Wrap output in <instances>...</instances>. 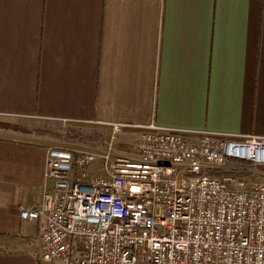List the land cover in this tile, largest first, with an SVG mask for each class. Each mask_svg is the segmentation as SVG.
I'll return each instance as SVG.
<instances>
[{"label":"crops","instance_id":"crops-1","mask_svg":"<svg viewBox=\"0 0 264 264\" xmlns=\"http://www.w3.org/2000/svg\"><path fill=\"white\" fill-rule=\"evenodd\" d=\"M153 121L264 137V0H0V264L39 261V222L20 210L49 189V148L99 149L26 123L109 141L103 122Z\"/></svg>","mask_w":264,"mask_h":264},{"label":"built area","instance_id":"built-area-1","mask_svg":"<svg viewBox=\"0 0 264 264\" xmlns=\"http://www.w3.org/2000/svg\"><path fill=\"white\" fill-rule=\"evenodd\" d=\"M103 125L98 150L49 148V189L20 210L39 222L41 262L264 264V180L248 177L264 174V137ZM132 127L124 152L117 136Z\"/></svg>","mask_w":264,"mask_h":264},{"label":"rangeland","instance_id":"rangeland-1","mask_svg":"<svg viewBox=\"0 0 264 264\" xmlns=\"http://www.w3.org/2000/svg\"><path fill=\"white\" fill-rule=\"evenodd\" d=\"M12 127L5 123H0V127ZM24 126V125H23ZM18 128V126H16ZM15 128V127H14ZM25 128H28L35 132V135L39 138H43L44 140L49 141L50 143H62V142H69V143H85L89 144L93 147H98L96 143H100L98 141L104 140H96L93 135L92 129L80 128V127H73L68 124L62 123H35V122H28L25 125ZM129 145H121L118 146L119 149L123 150L124 152H132L135 149V146L132 145L133 141H129ZM264 168H261L263 170ZM251 179H259L264 180V174H253L248 176ZM6 239H0V243H5ZM41 260V257H39ZM38 264V263H37ZM60 264V263H56Z\"/></svg>","mask_w":264,"mask_h":264},{"label":"trees","instance_id":"trees-1","mask_svg":"<svg viewBox=\"0 0 264 264\" xmlns=\"http://www.w3.org/2000/svg\"><path fill=\"white\" fill-rule=\"evenodd\" d=\"M263 171H264V169H263ZM224 173H222V172H215V175H223ZM6 236H2V235H0V239L1 238H5Z\"/></svg>","mask_w":264,"mask_h":264},{"label":"water","instance_id":"water-1","mask_svg":"<svg viewBox=\"0 0 264 264\" xmlns=\"http://www.w3.org/2000/svg\"><path fill=\"white\" fill-rule=\"evenodd\" d=\"M38 264H47V263H43L40 260L38 261ZM50 264H54V263H50Z\"/></svg>","mask_w":264,"mask_h":264}]
</instances>
